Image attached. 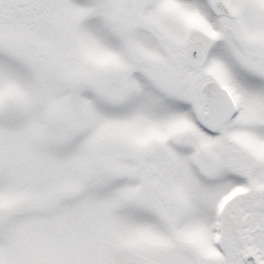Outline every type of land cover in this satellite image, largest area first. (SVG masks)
<instances>
[{"label":"snow or ice","instance_id":"1","mask_svg":"<svg viewBox=\"0 0 264 264\" xmlns=\"http://www.w3.org/2000/svg\"><path fill=\"white\" fill-rule=\"evenodd\" d=\"M0 264H264V0H0Z\"/></svg>","mask_w":264,"mask_h":264}]
</instances>
